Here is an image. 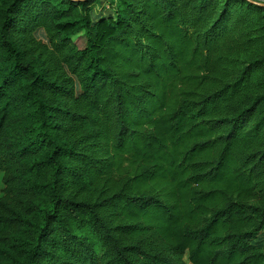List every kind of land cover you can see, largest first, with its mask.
Segmentation results:
<instances>
[{"label":"trees","instance_id":"16d2710c","mask_svg":"<svg viewBox=\"0 0 264 264\" xmlns=\"http://www.w3.org/2000/svg\"><path fill=\"white\" fill-rule=\"evenodd\" d=\"M111 1L0 0V264H264V0Z\"/></svg>","mask_w":264,"mask_h":264},{"label":"rangeland","instance_id":"374dc122","mask_svg":"<svg viewBox=\"0 0 264 264\" xmlns=\"http://www.w3.org/2000/svg\"><path fill=\"white\" fill-rule=\"evenodd\" d=\"M90 7L92 8V16L95 17L99 15H110L113 9V4L111 0H93ZM34 34L38 38L37 31H35ZM39 35L42 36L41 31L39 32Z\"/></svg>","mask_w":264,"mask_h":264},{"label":"water","instance_id":"95a60500","mask_svg":"<svg viewBox=\"0 0 264 264\" xmlns=\"http://www.w3.org/2000/svg\"><path fill=\"white\" fill-rule=\"evenodd\" d=\"M264 5V4H263Z\"/></svg>","mask_w":264,"mask_h":264}]
</instances>
